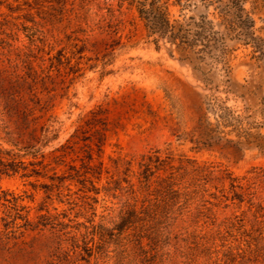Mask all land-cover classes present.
I'll list each match as a JSON object with an SVG mask.
<instances>
[{
	"label": "rangeland",
	"instance_id": "1",
	"mask_svg": "<svg viewBox=\"0 0 264 264\" xmlns=\"http://www.w3.org/2000/svg\"><path fill=\"white\" fill-rule=\"evenodd\" d=\"M253 1L256 48L201 54L119 0H0V264H264V132L221 119L263 108Z\"/></svg>",
	"mask_w": 264,
	"mask_h": 264
},
{
	"label": "trees",
	"instance_id": "2",
	"mask_svg": "<svg viewBox=\"0 0 264 264\" xmlns=\"http://www.w3.org/2000/svg\"><path fill=\"white\" fill-rule=\"evenodd\" d=\"M250 0H119L121 4H128L134 8L139 19L144 25L147 38L152 39L157 49L160 44H168L181 53H211L218 49L219 44H224L227 38L231 40L242 41L244 45H254V28L256 22L252 17V12L247 10L245 5ZM257 3L258 0H254ZM198 4L203 6L207 13L200 14L198 18L191 16L188 20L179 19L174 14V9L180 13ZM213 8V13L209 10ZM212 16L213 19H209ZM223 25L225 32L221 33L215 30L216 26ZM256 48V46H253ZM211 51V52H210ZM263 108L257 117L249 116L248 109L245 108L243 114H236L229 111L221 117L224 127H234L237 130L238 137L250 135V131L264 132V103ZM230 120V122H229ZM250 144V143H249ZM248 144V145H249ZM214 144L203 143L197 150H210ZM250 147V146H248ZM255 149L259 154L264 155V136L263 142L258 143ZM1 152V150H0ZM10 152H7V155ZM140 164V177L143 183L148 185L158 170L160 163L158 157H144ZM0 174L9 173V165L3 159L0 160ZM15 173L14 170H11ZM170 193L176 191L169 186Z\"/></svg>",
	"mask_w": 264,
	"mask_h": 264
}]
</instances>
